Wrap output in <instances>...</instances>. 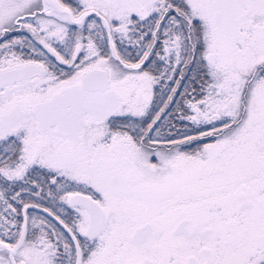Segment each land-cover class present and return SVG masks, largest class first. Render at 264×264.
<instances>
[{
  "label": "snow or ice",
  "instance_id": "6c2138e0",
  "mask_svg": "<svg viewBox=\"0 0 264 264\" xmlns=\"http://www.w3.org/2000/svg\"><path fill=\"white\" fill-rule=\"evenodd\" d=\"M0 264H264V0H0Z\"/></svg>",
  "mask_w": 264,
  "mask_h": 264
}]
</instances>
